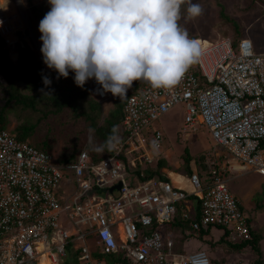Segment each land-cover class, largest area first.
Listing matches in <instances>:
<instances>
[{"label":"built area","instance_id":"2783aa9c","mask_svg":"<svg viewBox=\"0 0 264 264\" xmlns=\"http://www.w3.org/2000/svg\"><path fill=\"white\" fill-rule=\"evenodd\" d=\"M9 5L15 12H8ZM29 8L25 0H0V36L8 47L26 39L43 62L42 45L30 32L12 38L26 32L20 13ZM196 40L202 55L174 88L137 81L112 153L99 161L85 146L75 161L60 163L50 151L0 128V264H40L43 258L63 264L71 255L77 264H110L97 251L122 253L132 264H210L207 251L181 252L162 232L179 211L196 231L221 225L235 240L252 236V220L228 182L229 173L264 175V52H255L247 37L236 43L230 37ZM86 83L99 102L111 99L110 92L97 91L94 78ZM180 103L184 135L205 127L226 154L203 176L189 174L191 191L138 173L159 158L167 137L159 119ZM120 225L121 236L115 229Z\"/></svg>","mask_w":264,"mask_h":264},{"label":"clouds","instance_id":"9594fccd","mask_svg":"<svg viewBox=\"0 0 264 264\" xmlns=\"http://www.w3.org/2000/svg\"><path fill=\"white\" fill-rule=\"evenodd\" d=\"M48 2L51 8L39 23L43 62L57 79L74 72L81 88L94 78L101 95L123 99L134 81L171 90L202 55L200 41L178 24L185 3L189 18L202 15L201 5L191 0ZM42 79L45 86L52 83Z\"/></svg>","mask_w":264,"mask_h":264},{"label":"rangeland","instance_id":"374dc122","mask_svg":"<svg viewBox=\"0 0 264 264\" xmlns=\"http://www.w3.org/2000/svg\"><path fill=\"white\" fill-rule=\"evenodd\" d=\"M191 2L201 5L203 9L202 15L195 19L189 18L187 13L188 3H185L181 5L180 19L178 20L180 26L187 30L190 38L216 40L221 37H230L232 39L247 37L252 41L255 52H264V0H191ZM33 3L34 0L31 2L30 0H25V5L31 8L23 10L22 13H18L23 16L22 20L24 17L26 18V35L30 32L32 34L31 36H34L37 41L39 40L42 45L40 39L42 34L39 31V23L45 16V14L43 15V12L47 13L51 6L42 8V6L40 7ZM221 9L224 10L226 18L221 15ZM14 10L13 5H9L8 12H15ZM236 27L238 28L240 35L237 34L235 30ZM25 33L20 31L17 36H12V38L15 39L16 37L24 36ZM24 42L29 45L26 39ZM22 46V44H18L16 46L10 45L8 47L5 44V48L8 50V56L11 61L15 85L23 93L31 94L30 85L26 80L25 68L21 60ZM33 49L31 50L37 59L36 52L34 51L35 49ZM43 65H45V63H43ZM45 67L48 71L52 72L57 79L56 71L49 69L46 65ZM74 75V72L69 71L67 78L60 77L57 79L59 86H61V88L69 86L74 80ZM90 96L91 98L96 99L91 90ZM101 106L102 123L104 118L108 116L109 111L114 108V96L112 95L111 99L106 102H101ZM184 113L185 105L181 103L177 104L159 119V125L165 130V133L169 137L166 146L168 149L166 152L168 157L164 159L166 163L165 166L173 171L182 173L184 176L183 180L186 181L187 178L189 180V173L186 172L185 168V149H188L192 158L190 162L191 169L200 174L204 173L205 169L208 168L207 162H212L216 159L217 162L222 163V160L225 161L226 159L222 153L223 148L216 146L212 135H210L206 128L199 127L196 130H190L188 138L185 137L184 133L182 134L181 128L183 127ZM64 116L65 115L61 114L60 119H64ZM8 118V129L10 130L21 122V120H17L13 114H10ZM69 125L70 124H67L66 128L58 126L61 129L58 136L55 134L56 129H53L52 133L47 136L52 140V147L49 151L56 156V158H58L60 154L65 151V148L68 147L70 139L68 134L71 130V126ZM38 129L40 132L44 133L47 130V127L40 126ZM91 136L92 133L89 132L87 137L83 139L84 144L81 145L82 148L85 146L88 147V142ZM53 139L55 140L54 142ZM215 147L218 149L215 150ZM216 151L221 154V158L218 159L215 154L211 155V153H217ZM166 153L164 151L165 155ZM238 174L240 175L233 176V173H230L232 179H230L228 183L232 192L243 204L246 213L253 218V226L261 232L263 239L260 241V247L264 254V205L259 207V202H257L258 196L261 198L263 194L262 192H264V175H257V173L250 171ZM186 188L187 190L192 189L190 180L188 181ZM263 200L264 198L262 197L261 201ZM223 234L224 230L222 228L212 227L209 234L204 236L203 241H205V243L209 242L208 247L205 249L211 257L212 264H250V260L253 258V253L249 248H246L243 251H231L228 245L221 244L219 246L215 245L216 243H213L220 239ZM228 239L230 241H236L231 236H228ZM199 241L200 239L194 235L190 239L181 240L185 245L184 248L186 251L198 248ZM40 264H44L42 260Z\"/></svg>","mask_w":264,"mask_h":264},{"label":"trees","instance_id":"16d2710c","mask_svg":"<svg viewBox=\"0 0 264 264\" xmlns=\"http://www.w3.org/2000/svg\"><path fill=\"white\" fill-rule=\"evenodd\" d=\"M41 6L44 8L51 5L46 2ZM220 13L226 18L223 9H221ZM44 14H46V12H43V15ZM235 30L237 34H239L237 27ZM239 39H241V37L233 39V41L236 43ZM21 55L22 64L25 68L26 80L30 85L31 94L23 93L15 85L8 50L5 48V42L0 36V128L8 129V117L10 114H13L16 119L21 120V122L17 124L11 132L15 134L19 140L28 141L40 150L49 151L52 147V140L47 136L52 133L53 129H56L55 134L58 136L61 130L58 126L66 128L67 124H70L71 130L68 128L70 130L68 134L70 138L68 147L65 148V151L58 157L60 163L75 161L78 153L82 149L81 145L84 144L83 139L87 137L89 132L92 133V136L88 142V147H86L88 148L91 158L95 161H99L109 156L112 153V149L109 146L119 134L124 104L129 95L136 89L137 81L133 82L132 87L127 91V96L123 99L114 96V108L109 111L108 116L104 118L101 123V102L91 98L87 83L81 88L77 86L73 80L69 86L61 88L53 73L48 71L45 65L36 59L35 54L27 44H23L21 47ZM43 76H48L52 83L45 86L42 79ZM41 89H43V91H41ZM61 114L65 115L64 119H60ZM40 126H46L47 130L44 133L40 132L38 129ZM54 141L53 139V142ZM262 146H264V139L262 141ZM191 159L188 149H185L184 162L186 172L189 174L193 171L190 167ZM165 165V161L160 160L156 168L149 166L145 169H139L138 173L142 171L144 175L143 178L158 176L161 179L169 181V178L161 172V168L166 167ZM262 193L261 198L259 196L257 198L259 207L264 205V200L261 201L262 197L264 198V192ZM179 212L175 220L171 222V226L180 227L185 238H188L189 235L192 234L204 240V236L209 234L212 227H219L224 230V234L220 239L213 242L216 243L215 245H228L231 251H243L249 248L253 253L250 264H264V254L260 247V241L263 239V236L255 227L252 229V236L250 238L240 241H230L228 239L229 231L223 226H209L207 229L202 228L196 231L191 228L188 221L181 217ZM252 219V217L249 218L250 221ZM157 226V223H154L152 229ZM188 230H190L189 234L186 232ZM206 244L208 245L209 242ZM96 254L99 258L104 259L110 264L114 261L120 262V264H131L126 258H123L121 255L117 256L116 253L102 254L97 251ZM71 260L73 263H71ZM63 264H77L75 255L67 256ZM210 264H212V260Z\"/></svg>","mask_w":264,"mask_h":264},{"label":"crops","instance_id":"0c3cea01","mask_svg":"<svg viewBox=\"0 0 264 264\" xmlns=\"http://www.w3.org/2000/svg\"><path fill=\"white\" fill-rule=\"evenodd\" d=\"M41 6V5H40ZM24 35H26V33L24 34ZM203 128H205V127H203ZM207 131H209L208 129H207ZM181 132H182V128H181ZM209 133H210V135H212L211 134V132L209 131ZM182 134H183V132H182ZM185 137H186V135H185ZM186 138H188V137H186ZM212 138H213V136H212ZM168 139H169V137H168V135H167V137H166V141H165V144H164V146H163V148L159 151V158L157 159V160H155L152 164H144V166H143V169H145L146 167H149V166H153L154 168H156L157 167V163L160 161V160H164L166 157H168L167 156V141H168ZM214 139V138H213ZM214 143H215V140H214ZM166 147V148H165ZM218 147V146H217ZM217 147H215V150H217L218 148ZM164 151H165V153H166V155L164 154ZM217 153H219L218 151H216ZM217 153H211V155L212 154H215V156L217 155ZM222 153H223V155L225 156L226 154H225V151L224 150H222ZM219 155L221 156V154L219 153ZM220 156H218L217 158L219 159V158H221ZM223 161V160H222ZM209 163H210V161L209 162H207V166L209 165ZM204 164H206V163H204ZM164 169V170H163ZM152 170H155V169H152ZM195 170H193L192 172H194ZM208 171V168L207 169H205V171L204 172H207ZM161 172L164 174V175H166L168 178H169V181L170 182H172L174 185H176V186H180V187H182V188H184V189H186L187 190V185H188V178L186 179V181H184L183 179H184V176L182 175V173H180V172H176V171H173V170H171V169H169L168 167H163V168H161ZM174 172V173H173ZM181 174L182 175V178H177L175 175L176 174ZM173 174V175H172ZM201 175L203 176L204 175V173H201ZM229 175H230V173H229ZM237 175H240V174H237V173H233V176H237ZM258 175V174H257ZM178 179H179V181H178ZM230 179H232L231 178V176H230ZM230 179H229V181H230ZM187 182V183H186ZM184 185V186H183ZM117 189V188H116ZM114 190V189H113ZM192 189H190V190H187V191H191ZM172 225V223H169V224H166L165 226H163V227H161V230H162V232L164 233V235H166V236H169L173 241H174V243H175V247H176V249H178L179 251H181V252H186V253H188V252H193V251H197V250H205L206 251V247H208V245L205 243V241H203V239H200V241H199V247L198 248H196V249H194V250H191V251H186V249L184 248L185 247V245L183 244V242H181V240H184V239H190V238H192L193 237V235L192 234H190L189 235V237L188 238H185L184 237V235H183V233H182V229L180 228V227H172L171 226ZM117 231H118V233H119V235L121 236L122 235V226L120 225V226H117L116 228H115ZM188 234L190 233V230H188V231H186ZM195 236V235H194ZM195 237H197V236H195ZM208 249V248H207ZM119 255H121L123 258H125V256L121 253V254H119ZM118 256V255H117ZM104 258V257H103ZM127 259V258H126ZM77 260V259H76ZM71 262H72V260H71ZM107 262V261H106ZM112 264H120V262H117V261H114V262H111ZM131 263V262H130ZM132 264V263H131Z\"/></svg>","mask_w":264,"mask_h":264},{"label":"bare ground","instance_id":"6f19581e","mask_svg":"<svg viewBox=\"0 0 264 264\" xmlns=\"http://www.w3.org/2000/svg\"><path fill=\"white\" fill-rule=\"evenodd\" d=\"M24 13H25V12H24ZM173 173H174V172H173ZM172 175H173V174H172ZM175 176H176L177 178H182V175H181V174H178V173H177ZM178 181H179V179H178ZM186 183H187V182H186ZM183 186H184V185H183ZM42 261H43L44 264H45V263H47V264H53L51 260L46 259V258H43Z\"/></svg>","mask_w":264,"mask_h":264},{"label":"water","instance_id":"95a60500","mask_svg":"<svg viewBox=\"0 0 264 264\" xmlns=\"http://www.w3.org/2000/svg\"><path fill=\"white\" fill-rule=\"evenodd\" d=\"M120 187H121V183H119L116 186L112 187L110 190L113 191V189H115V188L119 189Z\"/></svg>","mask_w":264,"mask_h":264}]
</instances>
